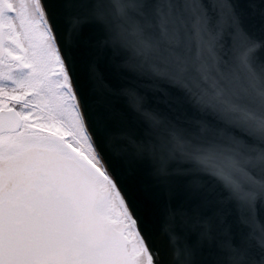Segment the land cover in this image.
I'll list each match as a JSON object with an SVG mask.
<instances>
[{"label": "snow or ice", "instance_id": "obj_1", "mask_svg": "<svg viewBox=\"0 0 264 264\" xmlns=\"http://www.w3.org/2000/svg\"><path fill=\"white\" fill-rule=\"evenodd\" d=\"M0 264H264V0H0Z\"/></svg>", "mask_w": 264, "mask_h": 264}]
</instances>
